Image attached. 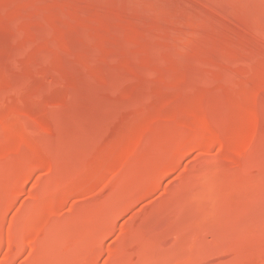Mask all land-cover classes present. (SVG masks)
Instances as JSON below:
<instances>
[{"label": "rangeland", "instance_id": "1", "mask_svg": "<svg viewBox=\"0 0 264 264\" xmlns=\"http://www.w3.org/2000/svg\"><path fill=\"white\" fill-rule=\"evenodd\" d=\"M0 264H264V0H0Z\"/></svg>", "mask_w": 264, "mask_h": 264}]
</instances>
